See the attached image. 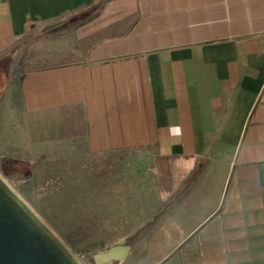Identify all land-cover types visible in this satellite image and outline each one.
Instances as JSON below:
<instances>
[{
	"label": "crops",
	"instance_id": "0c3cea01",
	"mask_svg": "<svg viewBox=\"0 0 264 264\" xmlns=\"http://www.w3.org/2000/svg\"><path fill=\"white\" fill-rule=\"evenodd\" d=\"M97 1L0 0L1 54L59 35L0 99V156L76 144L192 160L197 208L217 200L148 264H264V0H104L95 18L60 26Z\"/></svg>",
	"mask_w": 264,
	"mask_h": 264
},
{
	"label": "rangeland",
	"instance_id": "374dc122",
	"mask_svg": "<svg viewBox=\"0 0 264 264\" xmlns=\"http://www.w3.org/2000/svg\"><path fill=\"white\" fill-rule=\"evenodd\" d=\"M27 36L25 48L0 53V99L14 73L48 59ZM2 56V57H1ZM9 81V82H8ZM0 156L12 186L86 264L115 245L128 248L111 264H148L176 247L213 208L210 190L197 208L195 162L162 159L153 147L94 153L82 145L46 147L27 160ZM207 160L202 170L211 168ZM196 176L193 178L195 180ZM200 204V203H199Z\"/></svg>",
	"mask_w": 264,
	"mask_h": 264
},
{
	"label": "water",
	"instance_id": "95a60500",
	"mask_svg": "<svg viewBox=\"0 0 264 264\" xmlns=\"http://www.w3.org/2000/svg\"><path fill=\"white\" fill-rule=\"evenodd\" d=\"M0 264H86L1 172Z\"/></svg>",
	"mask_w": 264,
	"mask_h": 264
},
{
	"label": "trees",
	"instance_id": "16d2710c",
	"mask_svg": "<svg viewBox=\"0 0 264 264\" xmlns=\"http://www.w3.org/2000/svg\"><path fill=\"white\" fill-rule=\"evenodd\" d=\"M104 0H98L93 6L78 9L76 11L70 12L62 16L58 22L60 21V26L61 27H66V28H73L77 27L79 25L84 24L85 22L95 18L98 16L102 10ZM0 62H3V64H6V75L8 73V63L7 60H1ZM9 82V81H8ZM5 168L0 169L4 175L8 166H4Z\"/></svg>",
	"mask_w": 264,
	"mask_h": 264
},
{
	"label": "bare ground",
	"instance_id": "6f19581e",
	"mask_svg": "<svg viewBox=\"0 0 264 264\" xmlns=\"http://www.w3.org/2000/svg\"><path fill=\"white\" fill-rule=\"evenodd\" d=\"M127 250L128 248L125 246L115 245L96 255V264H111L113 260L122 261L127 254Z\"/></svg>",
	"mask_w": 264,
	"mask_h": 264
}]
</instances>
